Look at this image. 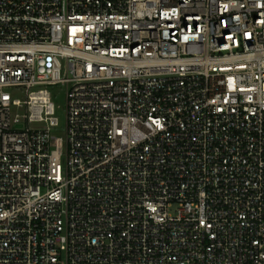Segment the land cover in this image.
Returning a JSON list of instances; mask_svg holds the SVG:
<instances>
[{
  "label": "built area",
  "instance_id": "1",
  "mask_svg": "<svg viewBox=\"0 0 264 264\" xmlns=\"http://www.w3.org/2000/svg\"><path fill=\"white\" fill-rule=\"evenodd\" d=\"M0 264H264V0H0Z\"/></svg>",
  "mask_w": 264,
  "mask_h": 264
},
{
  "label": "rangeland",
  "instance_id": "2",
  "mask_svg": "<svg viewBox=\"0 0 264 264\" xmlns=\"http://www.w3.org/2000/svg\"><path fill=\"white\" fill-rule=\"evenodd\" d=\"M49 91L52 95V102L55 106V116L58 118L59 126L54 130V134L58 137H64V129L66 124V113H65V104H66V93L65 88L61 85L49 87ZM18 98H22L21 95ZM40 124H32L31 126H38Z\"/></svg>",
  "mask_w": 264,
  "mask_h": 264
}]
</instances>
